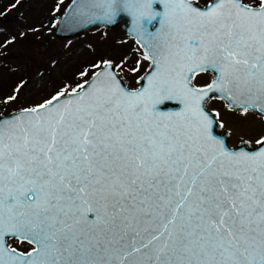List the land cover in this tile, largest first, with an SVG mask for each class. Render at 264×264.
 <instances>
[{
  "label": "snow or ice",
  "instance_id": "snow-or-ice-1",
  "mask_svg": "<svg viewBox=\"0 0 264 264\" xmlns=\"http://www.w3.org/2000/svg\"><path fill=\"white\" fill-rule=\"evenodd\" d=\"M108 3L105 19L123 7ZM161 3L146 85L93 73L25 109L32 119H0V264H264V136L256 151L229 150L203 106L220 92L264 116V0L127 10L151 21ZM207 71L218 75L192 84ZM170 101L182 110L161 111Z\"/></svg>",
  "mask_w": 264,
  "mask_h": 264
},
{
  "label": "rangeland",
  "instance_id": "rangeland-1",
  "mask_svg": "<svg viewBox=\"0 0 264 264\" xmlns=\"http://www.w3.org/2000/svg\"><path fill=\"white\" fill-rule=\"evenodd\" d=\"M69 1L0 0V114L37 106L58 92L71 91L90 76L97 68L94 65L100 66L104 61L115 65L129 87L137 86V77L147 68L148 60L120 25L95 26L68 38L54 35L55 25ZM133 66L140 68L138 75L130 71ZM81 72L88 75L82 77ZM214 106L225 130L230 132L232 144L238 139L254 143L264 134V122L250 112ZM253 120L259 123L257 128H253ZM9 245L23 251L32 247L17 239H10Z\"/></svg>",
  "mask_w": 264,
  "mask_h": 264
},
{
  "label": "water",
  "instance_id": "water-1",
  "mask_svg": "<svg viewBox=\"0 0 264 264\" xmlns=\"http://www.w3.org/2000/svg\"><path fill=\"white\" fill-rule=\"evenodd\" d=\"M121 3L123 7L121 8L119 4L114 5V7H116L117 10L114 12V14L111 15L110 19H105L104 18L105 14L109 8L108 0H70L55 25L54 35L60 38H68V37L83 33L84 31H87L88 29L95 27V26H106L108 28H111V27L120 25L121 27V22L123 21L124 24L122 27L125 29L126 33L130 35L131 37H133L134 40L139 44L144 55L147 52L154 50V46L156 45L157 40L152 39V37L157 36V34L160 32V24L158 26L152 27L151 23L154 20H160L162 18L163 4L161 3V4L156 5V6H159V8L155 7L154 5L155 10L161 13V17H157L156 19H153L151 21H139L137 19V16L133 15V13L128 11L127 9L129 7H135L137 10V14H139V12L146 11L147 6L146 5L133 6L130 4V0H121ZM199 6L203 8L205 5L203 6L199 5ZM148 61H149L148 67L146 68L144 72H142L137 77V82L138 81L139 82L137 86L133 88H138L141 86V84L143 85L147 84V80L146 79L141 80V78L146 77L148 74H150L154 70V66L152 65L151 60H148ZM99 72L111 73L112 75L115 76L117 80L120 81L121 86H126L127 88H131L127 86L125 79L117 71V69L115 68L112 62H111V67H106L103 63L101 66L96 68L91 73V75L87 78V80L91 81L94 78L93 73H99ZM208 72L213 73L211 77V81L214 78H216V76L218 75L216 72H213V71H208ZM68 93H71V91H69ZM213 93L220 96L225 101V103L230 109L240 110L239 108L231 104V102L229 101V99L224 93H220V92H213ZM213 93H210V94H213ZM70 98H72L70 95H66L60 98L58 104L55 101L53 103L57 104V106L59 107V106H62ZM168 103H169L168 107L161 108V111L178 112V111H181L183 108V105L179 101H170ZM37 106L22 107L14 111H11L9 113H6V114H0V119H3L6 125L8 123H14L15 121L21 120V119L27 121L29 119H32L33 117H30L27 113L24 112V110L32 109ZM203 106L210 113V115L215 117V119L220 123V121L217 119L215 112L213 110H210L207 107L206 100ZM41 111L43 112V110ZM253 111L256 112L258 115H260L256 110H253ZM213 135H215L218 139H221L225 143V146L229 148V150H232V151L243 149L245 151L253 152V151H256L259 147L258 145H255V144L251 145L249 142L244 141V140H241L244 143H241V141H239L236 145H231L229 141L228 132L222 131L221 127L216 126L215 124L213 128ZM9 239L10 238H6L7 245H9L8 244ZM17 250L20 252H27L30 250V248L26 251H21L19 249Z\"/></svg>",
  "mask_w": 264,
  "mask_h": 264
},
{
  "label": "flooded vegetation",
  "instance_id": "flooded-vegetation-1",
  "mask_svg": "<svg viewBox=\"0 0 264 264\" xmlns=\"http://www.w3.org/2000/svg\"><path fill=\"white\" fill-rule=\"evenodd\" d=\"M210 0H206V1H204V0H197V3L199 4V5H205L207 2H209ZM245 3V2H244ZM250 3H252V4H255L256 2H250ZM155 7H157V8H159V6H156L155 5ZM123 24H124V22L122 21L121 22V29L123 30V32L135 43V45L138 47V49L140 50V51H142V49H141V47L139 46V44L134 40V38L133 37H131L130 35H128L127 33H126V31H125V29L122 27L123 26ZM151 25H152V27H155V26H158L159 25V20H154L152 23H151ZM142 53H143V51H142ZM143 55H144V53H143ZM145 56V55H144ZM148 65H149V61H148ZM148 67V66H147ZM146 70V69H145ZM144 70V71H145ZM143 71V72H144ZM203 74L204 76L202 77V78H199L198 77V75L199 74ZM212 75H213V73L212 72H200V73H198L193 79H192V84L193 85H196V86H205V85H207V84H209L210 83V81H211V77H212ZM138 84V83H137ZM206 105H207V107L210 109V110H213L216 114L218 113L219 114V112H218V110H217V107L216 106H214V105H219V106H224L228 111H234V112H242L241 110H238V109H230L228 106H227V104L225 103V101L220 97V96H218V95H216L215 93H213V94H210L209 95V97L208 98H206ZM248 112H250V114L254 117V118H256V119H259L260 121H263L264 122V117H262V116H260V115H258L256 112H254L253 110H251V109H249L248 110ZM217 116V115H216ZM217 118H218V120L220 121V123L223 125V127H221V130L222 131H226V132H228V134H229V141H230V132L229 131H227V130H225V123H223V121L221 120V118H220V115H218L217 116ZM253 128H257V126L259 125V123L257 122V121H255V120H253ZM261 136H264V134H262V135H260L259 137H261ZM258 138H256V140H257ZM241 140H243V139H238L236 142H235V144H232V142L230 141V143L232 144V145H236L239 141H241ZM255 140V141H256ZM244 141H247V140H244ZM247 142H249V141H247ZM250 143V142H249ZM251 145H253V144H255V142L254 143H250ZM11 239H16V238H11Z\"/></svg>",
  "mask_w": 264,
  "mask_h": 264
}]
</instances>
